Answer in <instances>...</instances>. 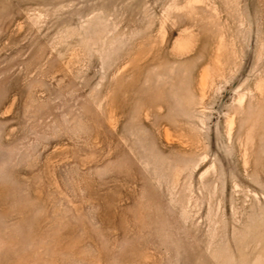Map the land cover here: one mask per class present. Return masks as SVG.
<instances>
[{
	"label": "rangeland",
	"instance_id": "rangeland-1",
	"mask_svg": "<svg viewBox=\"0 0 264 264\" xmlns=\"http://www.w3.org/2000/svg\"><path fill=\"white\" fill-rule=\"evenodd\" d=\"M0 264H264V0H0Z\"/></svg>",
	"mask_w": 264,
	"mask_h": 264
}]
</instances>
